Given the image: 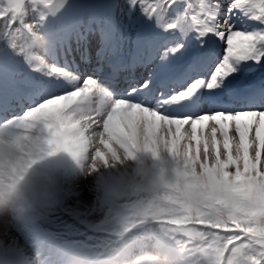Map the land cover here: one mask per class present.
<instances>
[{
  "label": "clouds",
  "instance_id": "1",
  "mask_svg": "<svg viewBox=\"0 0 264 264\" xmlns=\"http://www.w3.org/2000/svg\"><path fill=\"white\" fill-rule=\"evenodd\" d=\"M71 3L0 0V53L54 67L47 24ZM34 231L25 264H264V175L220 180L159 130L102 135L79 104L46 100L0 112V243Z\"/></svg>",
  "mask_w": 264,
  "mask_h": 264
},
{
  "label": "snow or ice",
  "instance_id": "2",
  "mask_svg": "<svg viewBox=\"0 0 264 264\" xmlns=\"http://www.w3.org/2000/svg\"><path fill=\"white\" fill-rule=\"evenodd\" d=\"M247 2L72 0L47 24L54 67L15 59L0 112L68 100L102 135L159 130L220 180L264 175V16ZM86 32L98 43L82 47Z\"/></svg>",
  "mask_w": 264,
  "mask_h": 264
},
{
  "label": "bare ground",
  "instance_id": "3",
  "mask_svg": "<svg viewBox=\"0 0 264 264\" xmlns=\"http://www.w3.org/2000/svg\"><path fill=\"white\" fill-rule=\"evenodd\" d=\"M8 250H11V251H19L20 253H22V250L21 249H19V248H17V246L16 245H12V244H10L9 246H8V248H7Z\"/></svg>",
  "mask_w": 264,
  "mask_h": 264
},
{
  "label": "rangeland",
  "instance_id": "4",
  "mask_svg": "<svg viewBox=\"0 0 264 264\" xmlns=\"http://www.w3.org/2000/svg\"><path fill=\"white\" fill-rule=\"evenodd\" d=\"M85 195L87 196L88 194L87 193H85ZM47 227V226H46ZM27 233V235H26V240H30L31 239V237H32V234L30 235L28 232H26ZM20 240H22V237L20 236ZM21 242H23V240L21 241ZM24 244H26V242H23V245Z\"/></svg>",
  "mask_w": 264,
  "mask_h": 264
}]
</instances>
